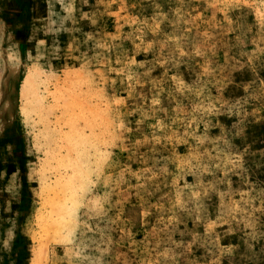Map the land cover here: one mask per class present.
<instances>
[{
    "label": "rangeland",
    "instance_id": "rangeland-1",
    "mask_svg": "<svg viewBox=\"0 0 264 264\" xmlns=\"http://www.w3.org/2000/svg\"><path fill=\"white\" fill-rule=\"evenodd\" d=\"M0 264H264V0H0Z\"/></svg>",
    "mask_w": 264,
    "mask_h": 264
},
{
    "label": "bare ground",
    "instance_id": "bare-ground-1",
    "mask_svg": "<svg viewBox=\"0 0 264 264\" xmlns=\"http://www.w3.org/2000/svg\"><path fill=\"white\" fill-rule=\"evenodd\" d=\"M25 93H27L26 87H24L23 90H21V95L25 97Z\"/></svg>",
    "mask_w": 264,
    "mask_h": 264
}]
</instances>
